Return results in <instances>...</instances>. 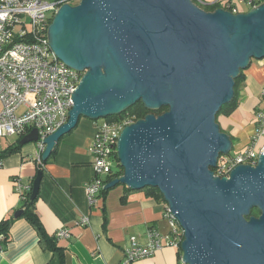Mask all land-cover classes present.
I'll use <instances>...</instances> for the list:
<instances>
[{
    "label": "water",
    "instance_id": "95a60500",
    "mask_svg": "<svg viewBox=\"0 0 264 264\" xmlns=\"http://www.w3.org/2000/svg\"><path fill=\"white\" fill-rule=\"evenodd\" d=\"M47 37L61 62L87 73L66 124L43 141L42 160L80 118L105 119L137 102L165 107L121 131L123 175L103 189L156 188L183 231L182 264H264V149L254 167L237 166L228 178L212 172L231 151L216 115L241 71L264 57V4L233 15L191 0H80L58 9ZM37 139L32 130L18 145ZM41 180L39 172L30 202ZM253 209L259 216L246 219Z\"/></svg>",
    "mask_w": 264,
    "mask_h": 264
},
{
    "label": "crops",
    "instance_id": "0c3cea01",
    "mask_svg": "<svg viewBox=\"0 0 264 264\" xmlns=\"http://www.w3.org/2000/svg\"><path fill=\"white\" fill-rule=\"evenodd\" d=\"M263 4L264 1L259 6ZM245 7L244 12L239 10L236 15L252 11L247 5ZM263 88L264 57L252 59L241 71L236 109L229 116L216 118L220 131L231 143L233 155L229 153L228 156H237L250 145L256 129V113L264 107ZM95 123L87 119L83 122L86 126H76L64 135L55 145L54 155L49 156L43 166L35 212L49 236H55L60 229L69 231L68 239L58 240V246L63 250V264H121L124 250L132 240L145 245L150 229L162 235L169 230L164 218V201H156L141 191L126 192L127 187L116 185L99 196L95 205L90 207L87 204L84 187L94 176L89 148ZM6 143L3 140L0 148L8 145ZM263 149L264 136L255 150L260 152ZM36 152L35 143H31L2 159L0 222L21 211V196L15 183L26 185L37 176ZM83 217L88 219L86 225H80ZM0 264H58V259L39 245L34 229L19 216L10 227L8 244L0 251ZM133 264L182 262L178 249L164 246L151 257Z\"/></svg>",
    "mask_w": 264,
    "mask_h": 264
},
{
    "label": "built area",
    "instance_id": "2783aa9c",
    "mask_svg": "<svg viewBox=\"0 0 264 264\" xmlns=\"http://www.w3.org/2000/svg\"><path fill=\"white\" fill-rule=\"evenodd\" d=\"M199 4H202L197 0ZM264 0H239L255 9ZM80 0H0V140L12 136H25L32 130L37 132L35 143L37 152L34 161L42 162L45 149L43 141L66 124L72 108L71 96L77 89L82 71L66 66L52 52L48 44L47 32L50 21L63 5H77ZM219 8L236 15L238 4L234 0H216ZM221 3V4H220ZM264 105V88L261 92ZM135 121L128 114L124 118L110 122L100 119L95 123L89 153L92 158L93 179L84 187L87 204H96L101 190L106 186V177L113 172V162L117 159V143L121 131ZM264 136V107L256 113V129L250 145L237 156H222L213 169L215 177L228 178L237 166L254 167L263 150H255ZM2 160H0V166ZM20 196L31 191L30 184L15 183ZM164 218L168 232L164 235L155 229L147 232V243L139 245L134 240L124 250L121 264L151 257L165 247L180 248L183 231L164 206ZM87 217L80 220L86 225ZM55 237L68 239L70 233L60 229ZM0 251L2 248L0 246Z\"/></svg>",
    "mask_w": 264,
    "mask_h": 264
},
{
    "label": "trees",
    "instance_id": "16d2710c",
    "mask_svg": "<svg viewBox=\"0 0 264 264\" xmlns=\"http://www.w3.org/2000/svg\"><path fill=\"white\" fill-rule=\"evenodd\" d=\"M193 4L197 5L200 9H202L205 12H213L216 9L219 8L217 4H210V5H204V4H199L197 0H191ZM202 2L203 0H199ZM52 20L50 21L51 24ZM238 79H235L234 81V96L231 102L228 104H225L221 107L220 111L216 115V118L219 115L223 116H229L237 107V100H238V94H237V82ZM167 108L162 107L158 110H148L145 108L142 102H137L131 107H129L127 110L121 112L119 115H114V116H108L105 118V120L110 121V122H115L118 121L127 114L131 117H133L134 121L136 122L137 120L143 119L145 116L152 114L154 116L161 115L162 113L166 112ZM23 136L17 138V140L12 144L6 145L4 148H0V160L6 158L9 156L11 153L18 151L21 147L18 145V142L21 140ZM55 153V149L52 150L50 157L51 158ZM222 157V156H220ZM47 162V160L43 161L38 165V173H42V178H43V166ZM213 172V169H212ZM123 175V168L120 165H117V169L113 170L111 174H109L106 179H105V184H109L112 181L120 178ZM45 176V175H44ZM36 178V176L30 181V187L32 186L33 180ZM131 189L126 188V192H130ZM141 192H144L146 196L154 198L156 201L162 202L163 197L160 194V192L156 188L152 187H145L144 189L140 190ZM108 192L106 189H102L101 193L99 196L105 195V193ZM31 191L29 192H24L21 195V202H22V207H21V215L20 217L24 219L36 232V235L38 237V242L39 245L46 251H49L52 256L56 257L58 259V264H63V250L61 247L58 246V239L55 236H49L45 231L44 228L38 219V216L35 212V202L36 199L33 202L29 201ZM260 212L257 209H253L249 216L246 217L248 219L249 217H258ZM17 220V218H14L13 216L3 220L0 222V246L3 249L6 244L9 242V230L12 225V223ZM179 251V257L181 258V251L180 248L178 249ZM60 261V262H59Z\"/></svg>",
    "mask_w": 264,
    "mask_h": 264
},
{
    "label": "rangeland",
    "instance_id": "374dc122",
    "mask_svg": "<svg viewBox=\"0 0 264 264\" xmlns=\"http://www.w3.org/2000/svg\"><path fill=\"white\" fill-rule=\"evenodd\" d=\"M214 1H216V0H203L202 1V4H204V5H210V4H212V3H214ZM238 1L239 0H234V2L236 3V4H238ZM221 4V3H220ZM75 4L73 3L71 6H74ZM218 6H220V5H218ZM238 10H240L241 12H244L245 10H246V7H245V5H240V4H238ZM81 121H80V123L77 125L79 128H81V127H84V126H86V125H83V122H86V118H81L80 119ZM98 121H100V120H98ZM17 136H12V137H10V138H8L7 140H5V141H7V143L6 144H10V143H12V142H15L16 140H17ZM0 143L1 144H3V139L2 140H0ZM0 144V145H1ZM230 155H233V152H230ZM117 169V166H116V163L115 162H113V170H116Z\"/></svg>",
    "mask_w": 264,
    "mask_h": 264
},
{
    "label": "flooded vegetation",
    "instance_id": "af4514ba",
    "mask_svg": "<svg viewBox=\"0 0 264 264\" xmlns=\"http://www.w3.org/2000/svg\"><path fill=\"white\" fill-rule=\"evenodd\" d=\"M82 72H83V76H84V75H86L87 70H83ZM83 76H82V78H83ZM82 78H81V79H82Z\"/></svg>",
    "mask_w": 264,
    "mask_h": 264
}]
</instances>
